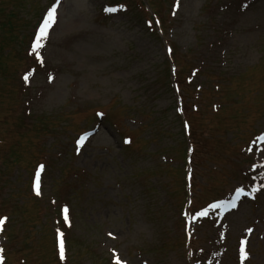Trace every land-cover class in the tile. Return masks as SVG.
Returning <instances> with one entry per match:
<instances>
[{"label": "rangeland", "instance_id": "1", "mask_svg": "<svg viewBox=\"0 0 264 264\" xmlns=\"http://www.w3.org/2000/svg\"><path fill=\"white\" fill-rule=\"evenodd\" d=\"M50 1L0 0V170L7 171L0 193L16 206L5 227L6 264H57L51 214L72 218L65 264H187L180 217L187 143L164 42L189 90L194 207L203 213L210 199L221 204L240 193L232 198L235 209L223 216L227 234L235 238L248 223L255 225L246 264H264V0L245 9L240 3L250 0H148L164 21L162 40L144 27L149 12L143 0H64L58 22L41 39L46 64L38 61L25 87L19 73L34 65L24 55L26 40ZM120 1L128 4L125 13L101 17L105 2ZM208 51L203 71L188 75ZM50 75L45 96L25 116L32 93ZM95 123L96 134L78 144L83 137L76 134ZM36 153L50 159L30 189L25 168ZM14 161L22 162L18 177L9 173L18 166L10 168ZM242 190L258 191L257 203L241 200ZM69 199L71 212L59 207ZM5 205L0 202V210ZM39 215L48 220L45 226L37 224ZM203 244L197 242V250Z\"/></svg>", "mask_w": 264, "mask_h": 264}, {"label": "snow or ice", "instance_id": "2", "mask_svg": "<svg viewBox=\"0 0 264 264\" xmlns=\"http://www.w3.org/2000/svg\"><path fill=\"white\" fill-rule=\"evenodd\" d=\"M105 11L106 12H115V11H117V9H115V8H106ZM54 13H55V8L50 9L49 12L47 13L46 19L44 20L42 26L40 27L39 33H38V35L36 37V41L33 44V49L34 50L39 49L40 47H42L40 41H41V39L43 37L47 36V30L50 27L51 23L54 22V19H55ZM24 79L27 80L28 76L26 75L24 77ZM82 141H83V138H81L80 141H77V143L80 144V143H82ZM125 142L126 143H130V141H128V140H126ZM41 167H43V166H41ZM37 194H39V191H37ZM214 207H220V205L219 204L218 205H214ZM65 211H67V210L65 209ZM206 214H207V210H205V212H203V213H200V215H206ZM65 219H67V217H65ZM3 223H4V221L2 219H0V224H3ZM60 255H61V258H63V244L62 243H61V248H60Z\"/></svg>", "mask_w": 264, "mask_h": 264}]
</instances>
